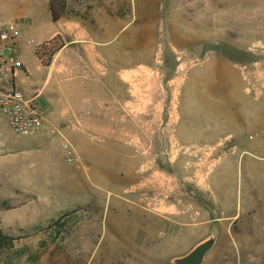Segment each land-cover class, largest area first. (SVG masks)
<instances>
[{"label":"rangeland","instance_id":"obj_1","mask_svg":"<svg viewBox=\"0 0 264 264\" xmlns=\"http://www.w3.org/2000/svg\"><path fill=\"white\" fill-rule=\"evenodd\" d=\"M48 1L0 0L23 31L19 84L64 135L0 117V264H177L208 240L204 264H264L246 126L264 128V0ZM190 122L219 127L213 146L182 141Z\"/></svg>","mask_w":264,"mask_h":264},{"label":"built area","instance_id":"obj_2","mask_svg":"<svg viewBox=\"0 0 264 264\" xmlns=\"http://www.w3.org/2000/svg\"><path fill=\"white\" fill-rule=\"evenodd\" d=\"M22 36L19 24L0 21V117L18 137H40L49 130L47 108L42 105V93L29 94L19 84V74L24 68ZM249 140H261L264 144V128L251 134ZM63 148L70 161H77L71 143L64 142Z\"/></svg>","mask_w":264,"mask_h":264},{"label":"crops","instance_id":"obj_3","mask_svg":"<svg viewBox=\"0 0 264 264\" xmlns=\"http://www.w3.org/2000/svg\"><path fill=\"white\" fill-rule=\"evenodd\" d=\"M46 4H48V6H49L50 2L47 0ZM49 10H50V13H51V17L53 19L51 9L49 8ZM53 23H54V21H53ZM59 34H60V32H59L58 29L52 30L47 36L43 37L42 41L37 46L41 45L42 43H44L46 41H49V40L53 39L54 37H56ZM35 55H36V51H35ZM36 57H37L38 61H40L37 55H36ZM21 73L22 72H20V74ZM52 78H53V76H50V80ZM41 102H42V105L45 108H47V110H48L49 106L51 107L50 104L47 105L48 101L46 100V98L43 97V95L41 96ZM52 118H53V116H52V111H51L50 114H49V116H48V122H49V128H50L49 131L50 132H48L46 135H48V136L51 135V133L54 130L55 131V135H60V136H63L64 137V135L62 134L61 131H59L58 128H55L54 126H52V128H51V121L50 120L53 121ZM220 126H222V125H220ZM246 126L248 127L247 132L249 131V136L251 134H254V133L258 132L262 128V127H259L254 122L253 123H250V124H247ZM218 129H219L218 126L215 127L212 124L202 123V122H200V123H198V122L183 123L179 127L180 135L183 136L182 141H184L185 144L191 145L192 143H194V141L196 143V141H198V139H199V142L204 141V144L205 145H208V146H213V136H214V132H216V134H217ZM222 135H223V133H222ZM235 135H238V127L236 129H233V132L232 133H228V134H225L223 136L227 140H234L235 137H236ZM43 136H45V135H43ZM40 137H42V136H40ZM197 137H199V138L197 139ZM202 137H204V139H202ZM31 138H38V137H31ZM64 142H66V141H64ZM239 142H242V141H239ZM255 143H254V145L251 144L250 150H252V148H253V150H257L260 147V144L263 145V142H261V140H256ZM229 145H230V143H229ZM232 145H235V144H232ZM19 149H20L19 146L16 147V152H19ZM243 152L249 153V154L250 153L253 154L252 151H248V150H245ZM225 220H226V218H214L212 215H210V217L205 221V224H209L211 227H213V226H217V227L229 226L230 223H226ZM206 257H207V255L205 256L204 262L206 261ZM204 262H203V264H204Z\"/></svg>","mask_w":264,"mask_h":264},{"label":"water","instance_id":"obj_4","mask_svg":"<svg viewBox=\"0 0 264 264\" xmlns=\"http://www.w3.org/2000/svg\"><path fill=\"white\" fill-rule=\"evenodd\" d=\"M203 45H197L194 50L201 54ZM214 247V241L209 240L197 246L188 255L176 260L177 264H203L205 256Z\"/></svg>","mask_w":264,"mask_h":264},{"label":"trees","instance_id":"obj_5","mask_svg":"<svg viewBox=\"0 0 264 264\" xmlns=\"http://www.w3.org/2000/svg\"><path fill=\"white\" fill-rule=\"evenodd\" d=\"M51 12H52L53 20H54V21H57L58 18H57V15H56V13H55V11H54V8H53L52 6H51ZM36 55H37L38 57H40V52L38 51V52L36 53ZM51 60H52V58L50 57V59H49L48 61L43 62L44 66H50V64H51Z\"/></svg>","mask_w":264,"mask_h":264}]
</instances>
